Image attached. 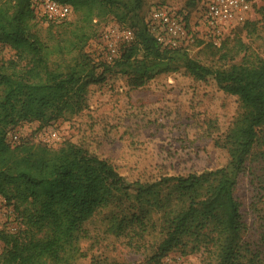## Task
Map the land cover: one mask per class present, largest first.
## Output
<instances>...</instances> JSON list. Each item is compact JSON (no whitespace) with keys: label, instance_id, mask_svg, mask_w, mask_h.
<instances>
[{"label":"trees","instance_id":"trees-1","mask_svg":"<svg viewBox=\"0 0 264 264\" xmlns=\"http://www.w3.org/2000/svg\"><path fill=\"white\" fill-rule=\"evenodd\" d=\"M56 1L76 11L81 5L87 9L81 22L65 21L59 38L49 42L32 31L31 0H0V42L25 61L16 71L12 60L14 71L0 74V197L14 206L24 227L16 233L0 229V264H76L95 219L105 234L128 237L137 247L153 242V253L139 264H161L170 251L189 243L205 247L208 264H256L242 238L241 205L234 192L238 176L264 142V59L212 68L185 48H163L141 16L142 0ZM96 4L122 5L121 16L130 18L128 28L134 32L111 63L96 62L84 51L94 34L86 24ZM243 24L252 25L249 19ZM73 53L71 61L59 62ZM181 69L196 80L211 79L241 102L244 112L223 141L229 153L224 166L129 181L82 144L68 141L52 149L8 142V130L22 122L45 125L78 114L88 107L89 87L111 75L126 76L138 87Z\"/></svg>","mask_w":264,"mask_h":264},{"label":"rangeland","instance_id":"rangeland-1","mask_svg":"<svg viewBox=\"0 0 264 264\" xmlns=\"http://www.w3.org/2000/svg\"><path fill=\"white\" fill-rule=\"evenodd\" d=\"M204 1L142 0L140 13L146 19L154 7L169 6L186 14L191 36L186 52L208 67L227 68L256 57L264 59V0H252V25L240 24L219 37L209 36L200 23ZM86 9V5L77 11L71 7L61 21L35 11L32 31L54 42L62 32L60 25L81 22ZM92 10L93 20L86 25L94 34L84 51L96 62L105 61L103 53L109 44L122 51L120 35L128 28L130 18H122V5L96 4ZM74 25L67 28L66 36ZM74 54L63 55L59 62L71 61ZM12 60L17 62L16 71L23 68L25 61H18L15 50L0 42V74L14 71ZM243 112L237 96L219 89L211 79H194L184 69L157 75L138 87L126 76L116 74L89 87L88 107L78 114L45 125L36 120L22 122L8 130L7 139L11 144L29 142L52 149L68 141L82 144L107 159L129 181L154 180L166 173L187 174L224 166L229 153L223 141ZM234 193L241 205L243 241L256 255V264H264V142L256 147L247 169L238 176ZM22 228L14 206L0 197V229L16 233ZM88 228L89 237L81 243L84 256L76 264H139L154 251L153 242L137 247L128 237L105 234L98 219ZM3 246L0 240V252ZM196 247L189 243L176 248L161 264H208V251L202 244Z\"/></svg>","mask_w":264,"mask_h":264},{"label":"built area","instance_id":"built-area-1","mask_svg":"<svg viewBox=\"0 0 264 264\" xmlns=\"http://www.w3.org/2000/svg\"><path fill=\"white\" fill-rule=\"evenodd\" d=\"M252 2V0H205L200 23L209 36L219 37L251 17ZM31 3L35 11H39L52 21L65 20L71 12L70 5L56 0H31ZM185 17L186 14L177 13L169 6H156L145 21L156 42L163 48L184 49L191 38ZM120 37L125 46L134 39V32L126 28ZM120 54L121 50L111 43L103 56L106 62L111 63L119 58Z\"/></svg>","mask_w":264,"mask_h":264}]
</instances>
